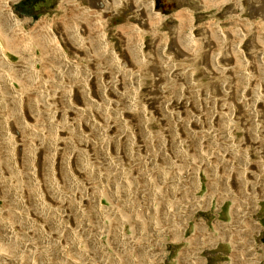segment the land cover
Here are the masks:
<instances>
[{"label":"bare ground","instance_id":"6f19581e","mask_svg":"<svg viewBox=\"0 0 264 264\" xmlns=\"http://www.w3.org/2000/svg\"><path fill=\"white\" fill-rule=\"evenodd\" d=\"M16 1L0 0V264H163L159 247L166 235L175 233V241L184 239L186 222L191 223L199 208L196 197H189L193 191H181L186 188L180 172L167 173L163 165L171 168L192 156L189 151L199 153L200 164L183 174L202 188L196 167L210 164L212 152H204L205 148L211 151V143L229 153L237 150L228 140L230 128H224L223 138L216 135L215 126L222 127L219 118L224 122L229 118L218 107L210 110L208 92L201 91L202 96L192 87L194 97L190 91L184 93L196 84L192 82L195 66L181 73L174 62L200 59L208 69L210 43L222 44L229 53L226 59L236 63L231 65L233 77L260 84L264 50L256 52L255 47L259 40L264 43V34L235 14L236 22L226 32L213 24L203 29L198 41L191 34L192 16L181 12L176 15L178 28L167 35L158 32L150 0H64L60 16L40 19L27 30L31 19L10 10ZM216 1L219 6L229 0ZM122 7L134 24L116 27V47L102 14ZM257 12L253 18L262 23L263 2ZM149 29L153 38L146 56L155 62V73L150 71L155 77L152 94L146 91L141 97L137 73L145 61L140 43ZM242 45L245 52L239 50ZM193 52L197 59L191 57ZM177 75L187 76L180 88L171 85ZM245 91H238L243 100ZM247 159L241 160L243 173L250 163ZM215 161H211V177L219 176ZM223 165L227 181L239 176L234 172L237 165ZM229 212L248 224L241 237L230 242L229 260L221 264H258L264 259V247L253 242L257 223L246 216L250 212ZM236 221L237 217L229 224L216 221L214 226L233 230ZM198 223L189 242L202 233L212 244L218 241L205 221ZM194 251L185 252L188 264H200L199 248Z\"/></svg>","mask_w":264,"mask_h":264},{"label":"rangeland","instance_id":"374dc122","mask_svg":"<svg viewBox=\"0 0 264 264\" xmlns=\"http://www.w3.org/2000/svg\"><path fill=\"white\" fill-rule=\"evenodd\" d=\"M63 1L64 0H17L16 2L11 3L10 10L14 15H16L19 18H24V17L30 18L31 23L29 25H27V27H26L27 30H30V28L32 29L35 26L36 22L40 19L44 18L47 20H51L55 17L60 16L62 14V12H60V11H62V9L60 8L61 7L60 5H61V3H63ZM80 1L85 2V3L89 2V0H80ZM150 1H151L150 11L154 12L156 18L158 19V25H157L158 30H159L158 32L166 33L167 35H169L171 32L173 33L174 29H176V27L179 25V21L176 18V15L178 13H181V12H186V13L189 12L188 14L190 16H192L193 25H192V29H191V34L197 40L200 39V35L203 34V29H205V28L209 29L210 25H211L210 26V29H211L213 24H214V27L217 26L219 28V30L221 29L222 31L226 32L228 29H230V27L232 25H234V23L236 22L235 17L238 14H240L238 16L240 17V19L242 20L243 23L245 22V20H248L247 22H252L251 24H253V23L256 24V27L259 26L256 29L257 32H259L260 34H262V33L264 34V29H263L264 28V25H263L264 20L260 21L262 23H258L259 18H256V17L253 18V16L258 15L257 14L258 13L257 8L260 6L261 2L264 3V0H233V1L229 0L228 2H225L219 6L217 5L218 2L216 0H214L215 2H212L213 0L212 1L211 0H203V1L202 0H150ZM209 2H210L211 6L209 5ZM214 4H216V5H214ZM239 6H241V9L239 8ZM238 9L241 12H239ZM125 10L126 9H124L122 7V9H119L115 12L114 11H105L102 14V19H103V21L106 22L107 28H109L108 38L112 43L115 44L116 47L118 46V39H117V35H116L117 30H115L116 27H118L120 25H128V23L134 24L133 19H130V20L127 19L129 13H126ZM235 14H236V16H235ZM232 16H234V17H232ZM247 22H245V25ZM245 25H244V27H245ZM246 28L248 30H250L251 26L247 25ZM151 30H150L149 34H144L143 40L140 43V45L143 49L142 51L144 53L143 57H144V61H145V62L141 63V65H139L140 66V72L137 73L138 82L140 83L138 88H137V93L139 95H141V97H146V91H148V95H150V93L152 94V88L150 85H152V82L154 81V77H155L153 75L155 73V71H154L155 62L146 56L147 51H148V47L150 46L149 43L153 38V36L150 35L151 33H153V31H151ZM154 30H155V28H154ZM259 39H260V37L257 40H259ZM198 43H200V42H198ZM217 45L210 43V50L208 49L210 56L208 55L207 57L210 59L211 65H210V68L208 67V69L204 68L203 63H205V62L200 63V59H197L199 57V55L197 53H194V52L191 55V57H193V55L194 56L197 55V57H196L197 60L188 59L187 61L181 60L179 62H178V60H176L174 63L177 66V68H179V70H181V73H184L185 71L189 72L190 65L191 66L194 65L196 67V68L195 67L193 68L195 71L193 70V73L191 72L193 74L192 75V78H193L192 82H195L196 84H195V86H194V84L191 85L189 87V89L187 88L188 91L185 90L184 93H187L190 91L189 95L191 97L192 96L194 97L195 96V94H194L195 90L193 91V88L194 89L198 88L199 93H201V91H204V90H206V93L208 92V94L210 95V110H212L213 108H214V110H217V107H218V109L221 110V114H223V113H224V115L228 114V118H229L228 122H224V118H222V116H221L222 119L218 117L219 118L218 123H221L222 127H219L220 124H217L218 126L217 125L215 126V128L216 127L219 128V129L215 130L216 135L223 138L224 136H222L223 135L222 133H223L224 128H230L231 132H230V138L228 140L232 141L230 143L234 144L236 146L237 150L234 151V153L233 152L229 153L228 151L226 152V150L223 149V146H222V148H221V146H218V148H217L216 145L211 144V143H210V150L211 151H209V149L205 148L204 152H206V153L212 152V155L210 153V164L209 165L205 164L206 167L204 165H200V167H196V171L198 169L200 170L199 180H201V182H202V184H201L202 188H198L195 185L196 182L192 179V177H187V176H184V174H183L184 173L183 171H186L187 173L189 172V174H190V172L192 171L191 169L194 168L195 165L200 164V162H199L200 157L198 158V155L200 156L199 153L197 155V153L193 154L191 151H189L188 154H190L192 156H190L188 159L184 158L180 162L176 160L177 164L175 163L174 166L171 168H169L170 167L169 165H167V166L163 165V167H165L167 169V173H168V170L169 171L171 170L170 172H172L173 170H175V172H180L181 181H182L181 183H182V185L185 183L186 186L183 185L184 186L183 188H186V190L185 189L184 190L187 192H185L182 189H181V191L184 193H187V194H189L190 192L193 191L192 193L189 194V197H191V195H194L196 197V200H197L196 201L197 205L199 206V208H198V206H196L198 209H195L194 213L192 214L193 219H192L191 223L189 224L188 221L186 222V230H185L184 239L178 240L179 237L177 236L178 238L175 241V237H174L175 233H174V235H173V233H171V234L169 233L170 237L168 235H166L167 237L165 236L166 238L164 240L163 247L162 246L159 247V249L161 248L160 250H162L160 253V257L163 258V261H164L163 264H186V262L188 264V261H184V259H183V257L186 256L185 252L186 253L188 252L189 254L192 255V253L195 252L194 250H197L198 248H199L198 257L200 259V264H210V253H216L214 256V260H215L216 264H219V263L221 264L225 261H228L229 260L228 255L231 252L230 250H232V244L231 243L234 242L233 241L234 239H239L241 237V234H243V230L246 227L245 225L248 224L247 222H245V224L241 223V221H239L240 220L239 217L236 216L237 217L236 223L238 225L236 227H234L233 230H229V229L224 230L223 227L221 229H216L217 227L214 226V223L216 221H222V222H226L228 224L235 221L236 217L234 219L233 213L229 212V211H233L235 214L236 213L240 214V211H241V213L245 212V211L250 212L246 216L248 218H251L254 222H256L258 227H259L257 233L254 235L253 242L255 245H261L264 247V196H263L264 195V76H263L264 73L259 72L262 75L261 77H263L260 79V82H262V83L259 82L260 84H258L255 81L247 82L243 78H242L243 80H241V79L236 80V78L233 77V74L231 72L232 71L231 65H235L236 64L235 61L232 60L230 62L228 59H226L229 55L226 46H223L222 44H220L221 46L219 44H217ZM243 45L245 46L246 42H244ZM243 45L239 50L242 52H245V48L243 47ZM257 45L258 46L255 47V49L257 48L256 49L257 51L255 50L256 52H258V50H264V46H263L264 43L263 42L261 43V40L257 41ZM207 48L208 47H206V49ZM261 48H263V49H261ZM204 50H205V47H204ZM204 50H203V52H204ZM215 50H217L216 53L218 55L217 54L214 55ZM246 51H247V49H246ZM205 55H207V54L205 53ZM262 56L264 57V54ZM214 57H217L215 60L217 62L212 60V59H215ZM11 58L14 60L16 59V57L13 55H11ZM193 59H194V57H193ZM213 64H215V65L217 64L218 68L215 67ZM249 65H252V64H249ZM135 66H137V65H135ZM135 66H133V67L136 68ZM244 66L247 68V70L249 72L250 71L253 72L251 70L252 67H247V65H244ZM227 67H229V68H227ZM224 68H225V70H224ZM227 69L229 70V72ZM150 71H153L154 73H150ZM186 78H187V76L179 77L177 75V77H175V79H174L175 82H173V84H171V85L179 86V85H183L184 83L186 84ZM177 81H179V82H177ZM180 82H182V83H180ZM218 82L220 84H218ZM179 88H180V86H179ZM190 88H191V90H190ZM242 89L247 90V91H245V96H244L246 98L245 100H243L242 97H240L239 93H238V91L242 90ZM216 90H217V92H216ZM227 90H229V92H228L229 95L226 94ZM232 94H234V95H232ZM201 95L203 96L202 93H201ZM225 96L226 97L228 96V97L225 98ZM211 99H212V101H211ZM240 100H242V101L240 102ZM255 100H257V101H255ZM215 103H216V105L220 103V105L216 106ZM224 108L225 109L227 108V109L224 110ZM243 118L244 119L246 118V120L242 121ZM154 127L160 129L159 127H162V125L155 124ZM210 132H211V130H210ZM217 132H219V133H217ZM210 136H211V133H210ZM258 142H259V144H258ZM214 149H216V150H214ZM217 149L220 151H218ZM244 156H246V158L248 157L247 160H249L250 163H249V166H247V168H246L247 172L244 171V173H243L242 169H243V167L245 168V165L242 164L241 160H244ZM213 159H214V161L216 160L215 163L219 164V169H220L221 173L219 172L218 177H211L209 175L210 174V167H212V168L214 167L213 166L214 163L211 162V161H213ZM229 162L232 163L233 165H237L239 167V169L234 171L235 174H239V176L238 177L237 176L230 177L231 179H228V181H227L226 175L228 172L223 171L222 168L224 166L223 163L228 165ZM207 169H209V170H207ZM246 169H244V170H246ZM201 176H203V177H201ZM205 176H207V177L205 178ZM224 179H226V180H224ZM243 179H245V180H243ZM248 180H249V182H247ZM224 182L226 184L229 183L230 187L228 186V184L226 185ZM237 183L238 184L240 183V184L238 185ZM249 183H251L250 186L248 185ZM210 187H211V189H210ZM227 190H228V192H227ZM208 191H209V193H207ZM223 194H224V196H222ZM207 195H208V197H206ZM218 195L219 196L221 195L222 197L221 196L219 197ZM227 196H229V197H227ZM235 198L237 201H235ZM256 198H258L259 200L258 199L255 200ZM219 199H220V202L221 201L224 202L220 205V208L218 207V205L220 203ZM251 200H252V202H250ZM179 203L183 206V202L181 199L179 200ZM231 204H232V206H231ZM234 204H235V206H234ZM253 205H255V208L252 207ZM202 207H204V208H202ZM182 216L184 217V215H182ZM202 220L206 222V226H207V230H208L209 234H211V236L213 238H215V237H216V239L219 238V239H217L218 241H214L212 244V242L209 241L210 238L207 237L206 234H205L206 235L205 236L202 233L203 235L202 234L201 235L203 237L200 235V237L198 238L199 240L197 239V241H196V238H195L194 240L189 242L188 238H192L191 235H192V232L194 231L195 226H199L198 222L202 221ZM196 222L198 223V225ZM239 228L240 229L242 228V230H239ZM226 231H228L229 233ZM221 232H222V234H221ZM228 234H229V236H228ZM213 238H212V240H213ZM201 242H202L203 246H201ZM214 246H215V248H211ZM192 248H194L193 251H192ZM163 249H164V252H166L165 254L163 253ZM181 253H183V254H181ZM180 256H182L181 263H180V259H179ZM258 264H264V259L259 261Z\"/></svg>","mask_w":264,"mask_h":264},{"label":"crops","instance_id":"0c3cea01","mask_svg":"<svg viewBox=\"0 0 264 264\" xmlns=\"http://www.w3.org/2000/svg\"><path fill=\"white\" fill-rule=\"evenodd\" d=\"M211 248H215L214 247H211ZM216 253H210V264H216L215 260H214V256H215ZM220 264V263H219Z\"/></svg>","mask_w":264,"mask_h":264}]
</instances>
